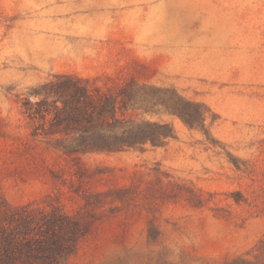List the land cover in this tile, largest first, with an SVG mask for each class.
I'll return each mask as SVG.
<instances>
[{
    "label": "rangeland",
    "instance_id": "obj_1",
    "mask_svg": "<svg viewBox=\"0 0 264 264\" xmlns=\"http://www.w3.org/2000/svg\"><path fill=\"white\" fill-rule=\"evenodd\" d=\"M56 73L174 86L207 133L67 154L21 106ZM25 210L80 224L64 264H264V0H0V227Z\"/></svg>",
    "mask_w": 264,
    "mask_h": 264
},
{
    "label": "trees",
    "instance_id": "obj_2",
    "mask_svg": "<svg viewBox=\"0 0 264 264\" xmlns=\"http://www.w3.org/2000/svg\"><path fill=\"white\" fill-rule=\"evenodd\" d=\"M29 93L21 106L32 135L53 138L67 154L163 146L176 130L162 114L207 133L206 106L174 86L123 78L108 87L96 78L56 73ZM41 216L34 219L27 210L8 215L7 226L0 227V264H64L84 231L67 215ZM226 264L255 263L237 258Z\"/></svg>",
    "mask_w": 264,
    "mask_h": 264
}]
</instances>
